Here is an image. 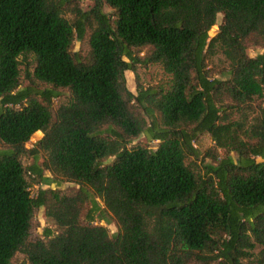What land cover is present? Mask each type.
I'll return each mask as SVG.
<instances>
[{
  "label": "trees",
  "instance_id": "1",
  "mask_svg": "<svg viewBox=\"0 0 264 264\" xmlns=\"http://www.w3.org/2000/svg\"><path fill=\"white\" fill-rule=\"evenodd\" d=\"M81 1L0 0V264H264V0Z\"/></svg>",
  "mask_w": 264,
  "mask_h": 264
},
{
  "label": "rangeland",
  "instance_id": "2",
  "mask_svg": "<svg viewBox=\"0 0 264 264\" xmlns=\"http://www.w3.org/2000/svg\"><path fill=\"white\" fill-rule=\"evenodd\" d=\"M91 5V2L89 0H82L81 1V6L84 10H87ZM105 12H109L108 9H105ZM221 21V16L218 15L217 16V21H216V25L213 26L211 28V30L209 31V37H213L218 30V24ZM79 44L76 43L74 50H77L79 48ZM264 52V49H259V48H249L247 50V54L250 57H255L256 55L260 54ZM24 67V64H21V68ZM165 78L161 72V70L157 67V66H151L149 68H141V67H137L135 72H130L127 71L125 73V80H126V87L128 90H130L133 94H136V85H137V81L139 84H141L142 86H149V85H154L157 84L158 82L163 81ZM25 82L23 84V86H25ZM66 94H64L63 96H61L59 99L55 100V104L61 103L65 101V96ZM42 138V133L41 132H37L35 134H33V136L31 137L30 141L27 143L26 147L28 149L32 148V146L35 144V142H37L38 140H40ZM156 142H152V143H147L145 138L143 136L137 138L136 140H134L132 142L133 146H146L149 147L151 149H155L156 148ZM194 147L199 150L201 153L203 152H207L210 149L214 148V143L211 141L210 137L208 135H201L198 137V139L194 142ZM217 152H219V150H217ZM43 161V158L41 157L37 164H41ZM112 161V159L109 160V162ZM193 158L191 156H188L185 160L186 164H190L192 163ZM204 164L207 162H210L208 159H205L202 161ZM199 164V167H201V163ZM23 163L25 166H28L31 163V159L29 158H25L23 159ZM44 178L47 180L46 184L41 185L42 188H51V189H56L58 188L61 191H65L68 190L70 188H77L74 184H70L67 182H63L61 184H59V186H57L55 183H51L50 179L52 178L51 174L48 171H44ZM38 185L33 186L30 189L31 195L34 196L35 195V191L38 189ZM99 205L102 207V203L99 199H97ZM96 222L101 225L104 226L105 228H107L108 232L110 235L115 234L118 231V227L116 226V223L112 217V215L108 212H104L103 215H101L100 218L96 219ZM34 223H35V234L37 236H41L42 235V231L44 228H49L50 227V223L46 220L45 215H44V209L40 208L38 210L35 211L34 214ZM23 261V257L19 254L16 255L14 261L12 264H22Z\"/></svg>",
  "mask_w": 264,
  "mask_h": 264
}]
</instances>
